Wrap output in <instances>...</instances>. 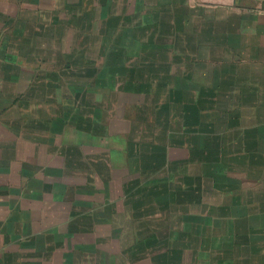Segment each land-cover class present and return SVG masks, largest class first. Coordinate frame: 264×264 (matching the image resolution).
I'll list each match as a JSON object with an SVG mask.
<instances>
[{"label": "crops", "instance_id": "obj_1", "mask_svg": "<svg viewBox=\"0 0 264 264\" xmlns=\"http://www.w3.org/2000/svg\"><path fill=\"white\" fill-rule=\"evenodd\" d=\"M160 153L264 264V0H0V264H110Z\"/></svg>", "mask_w": 264, "mask_h": 264}, {"label": "rangeland", "instance_id": "obj_2", "mask_svg": "<svg viewBox=\"0 0 264 264\" xmlns=\"http://www.w3.org/2000/svg\"><path fill=\"white\" fill-rule=\"evenodd\" d=\"M160 108L166 112L167 107ZM163 118L166 119V116ZM158 132L159 139L165 140V128H160ZM172 134L176 136V133ZM172 134L170 132L171 137ZM150 135L149 132L144 133V139L150 140ZM185 156L186 150L172 149L170 160H180ZM130 157L136 163L133 160L134 151ZM160 157L163 159L156 168L151 169L150 163L141 165L144 167L142 173L148 179L130 181L131 176H125L126 187H134L136 183L139 185L143 204L135 212V228L127 227L126 232L122 229L121 236L113 227L110 229V264H261L249 260L248 245L237 241L235 233L240 227H231L225 218L218 220V217L229 213L216 209L215 203L221 198L216 188L205 186L204 203L200 205L199 194L193 188L199 182L198 169H192L191 166L187 170V165L184 181L179 180L181 174H175V180L167 181V176L174 174L171 171L172 163L169 162L168 167L163 153H160ZM92 166L94 171L102 172L103 164L95 163ZM172 167L178 168L181 164L175 162ZM178 170L181 171L175 169L174 172ZM151 176L158 181L152 180ZM205 184L208 185V182ZM128 198L135 199L137 196L129 194ZM105 261L108 262L106 256Z\"/></svg>", "mask_w": 264, "mask_h": 264}]
</instances>
